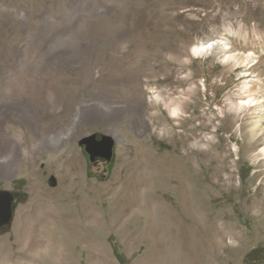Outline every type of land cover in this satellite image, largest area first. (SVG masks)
<instances>
[{
  "label": "rangeland",
  "instance_id": "rangeland-1",
  "mask_svg": "<svg viewBox=\"0 0 264 264\" xmlns=\"http://www.w3.org/2000/svg\"><path fill=\"white\" fill-rule=\"evenodd\" d=\"M33 1L0 0V45L6 35L11 50L0 54V190L20 194L0 241L14 259L23 211L44 217L54 205L73 221H49L40 234L64 256L32 264H121L116 253L126 264H264V167L253 165L247 111L241 131L225 106L241 67L225 73L189 48L230 20L263 32L264 0ZM76 26V45L47 49ZM169 97L183 102L178 117ZM93 132L116 139L110 168L79 143ZM139 189L167 210L155 216Z\"/></svg>",
  "mask_w": 264,
  "mask_h": 264
},
{
  "label": "bare ground",
  "instance_id": "bare-ground-1",
  "mask_svg": "<svg viewBox=\"0 0 264 264\" xmlns=\"http://www.w3.org/2000/svg\"><path fill=\"white\" fill-rule=\"evenodd\" d=\"M2 1L6 3V5H12V6H18L19 3L21 2V0H2ZM28 1L29 4L30 3L33 4L34 2L33 0H27V4ZM98 1L100 3L102 2L105 6L109 4H112V6L113 5L122 6L127 0H98ZM100 8L102 9L101 6L97 9L98 11L96 12L97 15L101 10ZM7 14L8 13H6L4 10H0V19L8 16ZM64 17H66V19H69L70 11L64 12ZM8 24L13 25L14 26L13 28L17 29L15 24L12 23H8ZM58 24L60 23L58 22ZM79 26H76V28L74 27L73 29L63 32L52 38L47 45V49L52 51L57 49H66V48L69 49L74 45H76L77 43L76 35L78 34L77 30L79 28L81 29V27ZM1 38H2L1 41L2 43L0 45V54L7 56L11 53L10 47L8 45V39L6 35H3ZM189 45H190L189 47L190 52L193 58L197 57L200 58L201 60H206L207 58L211 57L213 58V61L216 60L217 63H220L224 67L223 70L225 71V73H228L231 70L241 67V70L238 72L239 75L238 77L242 79L235 85L233 93L231 95H227L225 100L226 102L225 106L228 111L233 112L236 127L241 131H242V126L240 123H238L240 121L239 119H242V117L246 113L248 114L249 116L248 118L250 120V123L247 126V130H246L248 141L250 145H252V143H255L259 147L258 150L252 153L251 158L254 161L253 165L255 164L258 166V163H262L264 167V31L263 32L258 31L255 28V26H253L251 30L250 29L248 30L239 21L230 20L215 26L208 35L205 36L197 35L193 37ZM119 46L121 48L124 47V45L122 44ZM194 49L196 50L195 53L193 51ZM102 51L110 52L108 47H105ZM32 63L33 64L31 65H33L34 67L37 65V63H35L34 61ZM223 70L221 72H223ZM124 79H125L124 77H113L111 80L112 81L115 80L116 82H119ZM150 88L152 90L151 86ZM154 96L155 98L160 97L158 94H154ZM163 100L171 116L178 117L179 114L182 113L183 102L180 99L175 100L174 98L169 97L168 99H163ZM220 112L223 115L224 113L223 107H222V111ZM64 138L65 135L59 136V134H56L53 135L52 140L57 143L59 140H63ZM140 193H141L140 198L142 200H145V204H146L145 206L151 209L152 212H154L155 216L158 215L157 212L155 211L157 208H163L164 210H167L166 206L161 204V202L158 199H155L154 197H147V195H144L143 191H141ZM38 204L39 202L36 201L34 206L37 207ZM50 207H49L50 209L44 206L41 207V209L43 208L44 211L47 210V212L49 213V214L48 213L45 214L44 217L42 216L38 217V215H35L36 213L34 214L33 211H25V210L23 211V213L20 216L21 217L20 222L17 223L18 227H16L18 228L16 235L19 242V244L17 245V250H19L20 254H22L20 255L22 258L14 259L16 250H13L6 243V241L5 242L0 241V264H13V263L32 264L33 259H39L42 262L43 261L53 262L56 259L63 258L64 256L63 248L59 246H55L51 241L43 238L42 235L40 234L41 233L40 230L41 227H43L49 221L53 222L56 220H60V218L62 217L65 221H70L73 218L70 216L71 214L67 216L61 214L59 211H56L58 210V208L55 207L54 205ZM84 207L88 213L91 214L94 213L93 207L90 203H86ZM165 213H166V219H170L167 218L168 217L167 215L169 214L166 211ZM35 220L36 221L39 220L40 222L38 224L36 223L37 225L34 226ZM69 228L72 230L71 227ZM169 228L170 227H168L167 229ZM157 233H158L156 234L158 235L157 238L159 239V241L160 240L162 241L163 234H162L161 226ZM171 239L174 240V241L172 240V242L175 243L178 242L177 237L176 239L174 238ZM185 239H187V237ZM172 245L173 247L175 246L174 243H172ZM27 254L30 256V258L27 256Z\"/></svg>",
  "mask_w": 264,
  "mask_h": 264
},
{
  "label": "water",
  "instance_id": "water-1",
  "mask_svg": "<svg viewBox=\"0 0 264 264\" xmlns=\"http://www.w3.org/2000/svg\"><path fill=\"white\" fill-rule=\"evenodd\" d=\"M80 145L83 143L91 144L92 150L90 151L91 158L95 155H101L107 159H111L114 155V145L117 143L113 135L93 132L80 139ZM50 186H55V179L52 177L49 182ZM16 193L7 190H0V227L10 223L12 211L15 207L13 197Z\"/></svg>",
  "mask_w": 264,
  "mask_h": 264
},
{
  "label": "flooded vegetation",
  "instance_id": "flooded-vegetation-1",
  "mask_svg": "<svg viewBox=\"0 0 264 264\" xmlns=\"http://www.w3.org/2000/svg\"><path fill=\"white\" fill-rule=\"evenodd\" d=\"M81 146L85 149V153H86V156L87 158L93 162L95 165H97L98 163H103L106 167L105 168H110L111 167V164L113 162V156L111 159H107L106 157L104 156H101V155H95L93 158H91V154H90V151L92 150V145L91 144H87V143H83L81 144ZM114 150V148H113ZM17 200H20V194L19 193H16L13 197V203L15 204L17 202ZM4 226V225H3Z\"/></svg>",
  "mask_w": 264,
  "mask_h": 264
},
{
  "label": "trees",
  "instance_id": "trees-1",
  "mask_svg": "<svg viewBox=\"0 0 264 264\" xmlns=\"http://www.w3.org/2000/svg\"><path fill=\"white\" fill-rule=\"evenodd\" d=\"M253 251V250H252ZM251 253V252H250ZM249 253V254H250ZM249 254H248V256H249ZM116 256L118 257V259H119V261L121 262V264H126V262L124 261V258H123V256H121V255H119L118 253H116Z\"/></svg>",
  "mask_w": 264,
  "mask_h": 264
},
{
  "label": "snow or ice",
  "instance_id": "snow-or-ice-1",
  "mask_svg": "<svg viewBox=\"0 0 264 264\" xmlns=\"http://www.w3.org/2000/svg\"><path fill=\"white\" fill-rule=\"evenodd\" d=\"M193 51H194V53L196 52V50H195V49H194Z\"/></svg>",
  "mask_w": 264,
  "mask_h": 264
}]
</instances>
